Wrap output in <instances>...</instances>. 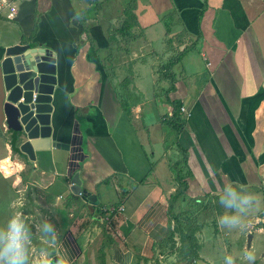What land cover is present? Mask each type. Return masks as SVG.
Instances as JSON below:
<instances>
[{"label": "crops", "instance_id": "crops-1", "mask_svg": "<svg viewBox=\"0 0 264 264\" xmlns=\"http://www.w3.org/2000/svg\"><path fill=\"white\" fill-rule=\"evenodd\" d=\"M206 1L199 24L205 0H138L134 37L116 35L118 41L111 35L122 25L127 0H14L15 14L0 10V63L17 44L55 60L50 124L67 150L18 159L0 75V159H15L17 171L28 169L26 178L74 201L70 212L82 205L80 220L56 245L66 264L81 262L83 248L105 229L113 240L103 235L99 243L106 264H174L179 255H194L180 252L178 236L169 242L175 216L197 228L208 203L238 190L261 197L264 208V0ZM167 17L170 31H160ZM190 44L193 50L172 69L175 90L157 94L159 79L170 87L165 66ZM171 100L183 108L177 135L168 125ZM75 173L100 208L69 196ZM178 180L185 191L171 204ZM119 207L124 210L111 222L100 212ZM200 259L197 252L191 262Z\"/></svg>", "mask_w": 264, "mask_h": 264}, {"label": "rangeland", "instance_id": "rangeland-1", "mask_svg": "<svg viewBox=\"0 0 264 264\" xmlns=\"http://www.w3.org/2000/svg\"><path fill=\"white\" fill-rule=\"evenodd\" d=\"M170 21L167 18L158 29L165 30L166 22ZM156 48L163 49L161 45ZM163 74L161 71L160 76ZM160 82L161 79L155 92L166 95L169 90ZM27 174L28 169L18 170L17 175L10 178L0 173V264H66L62 259L57 262L52 259L58 255V240L75 218L80 220L78 213L82 205L76 204L74 212H70L74 201L68 204L67 199H57L53 188L38 186L26 178ZM251 194L238 190L208 203L196 223L201 243L198 253L202 257L198 264H264V208L259 205L261 197ZM105 203L103 201L102 205ZM259 227L263 231L258 230ZM103 235L104 232H100L93 245L83 248L82 260L76 264H102L99 243ZM249 235L252 241L248 249ZM196 245L197 239L195 248L191 245L192 251ZM182 255L174 264H190V258Z\"/></svg>", "mask_w": 264, "mask_h": 264}, {"label": "water", "instance_id": "water-1", "mask_svg": "<svg viewBox=\"0 0 264 264\" xmlns=\"http://www.w3.org/2000/svg\"><path fill=\"white\" fill-rule=\"evenodd\" d=\"M4 52L0 75L6 93L5 125L15 132L19 152L30 161H36L39 151L67 150L68 146L54 139L50 124L51 101L56 86L55 60L42 49L22 44L10 46ZM20 153H16L18 159H23ZM0 173L10 178L16 176L18 171L14 163L5 157L0 159ZM261 185L264 190V180ZM70 193L80 196L88 204L99 205L95 194L82 190L78 173L71 179ZM247 241L249 249L252 241L250 235ZM57 261L55 256L52 262Z\"/></svg>", "mask_w": 264, "mask_h": 264}, {"label": "trees", "instance_id": "trees-1", "mask_svg": "<svg viewBox=\"0 0 264 264\" xmlns=\"http://www.w3.org/2000/svg\"><path fill=\"white\" fill-rule=\"evenodd\" d=\"M137 1L138 0H127V4H126L125 9H124L125 18L123 19L122 25L115 29L114 37H112V35H111V41L114 40L115 38H116V41H118L117 37H120L122 40H128V39H130V37H132V38L134 37L132 31L136 26H139V21L137 19L136 14H135V10L137 7ZM206 2L207 1L205 0L204 6L199 13V20H198L199 24H200V22L204 16L205 10L207 8ZM167 18H169V17H167ZM166 26H167V31H170L169 30L170 22H166ZM84 30H85V28H84ZM116 35H117V37H116ZM192 48H194L193 45H190V47L184 48L178 55L175 56V58L173 60H171L165 66L166 71L170 72V73H165V79L170 80V87L168 89L169 91L167 92L168 96L170 95V93L172 91L175 90V74L172 72L173 71L172 69L175 66V64L178 63L184 55H186L188 52H191L193 50ZM105 70H106V68H105ZM170 102L173 106V111H172V114L170 116V120L168 122V125H170L173 128V130L176 132V135H177V133L180 131L182 124L184 122V119L181 117V112H180L181 103L177 100H171ZM124 111L126 114H128L130 112V107L125 106ZM8 131L10 133H13V136H10L12 152L14 154L20 153L19 149L16 145L15 132H13L10 129ZM12 137H14V138L12 139ZM177 147L179 148L180 153H182L183 155H186V150L179 147L178 143H177ZM20 154H21V157L23 159H26V156L24 154H22V153H20ZM185 158L186 157H184V159H183L184 164L186 163ZM178 183H179L178 184L179 185L178 190L170 199L171 204L177 203L178 200L180 199L182 193H184V191H185L184 190L185 183L182 181H179V180H178ZM69 196L71 198H74V196L71 194H69ZM69 203H70V201L68 202V204ZM99 208H100V206H99ZM100 212H101L102 216L104 217V211L101 209ZM174 219H175L176 226H175L174 230H172L170 232L169 242L175 244L174 239L176 236H178L179 242L181 245L180 249H179L180 252L181 253H183V252L184 253H190V252L194 253V255L192 257H187V258H190V260L192 261V258L196 257L197 252L199 251V248H200L199 246L196 245V249L194 251H192L193 247H191L192 244L194 246V243H196L195 235H196L197 228H192V227H188V226L184 225V223L179 218V216H175ZM104 231H105L104 236L106 238L107 243H111L113 240L111 238V235H109L110 230L105 229ZM194 248H195V246H194ZM100 255H101L100 258L102 260V264H106V262H105V247L101 248Z\"/></svg>", "mask_w": 264, "mask_h": 264}, {"label": "built area", "instance_id": "built-area-1", "mask_svg": "<svg viewBox=\"0 0 264 264\" xmlns=\"http://www.w3.org/2000/svg\"><path fill=\"white\" fill-rule=\"evenodd\" d=\"M5 7L9 8V11L13 14H15L17 11V7L14 5V0H0V10H3ZM180 109L183 110L182 107ZM123 210V207L105 209V220L111 222L110 220L113 219L111 216H115L117 213L122 212ZM190 264H196V262H191Z\"/></svg>", "mask_w": 264, "mask_h": 264}]
</instances>
